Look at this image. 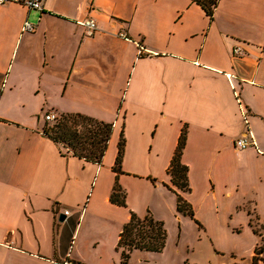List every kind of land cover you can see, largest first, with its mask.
Listing matches in <instances>:
<instances>
[{"label":"crops","instance_id":"0c3cea01","mask_svg":"<svg viewBox=\"0 0 264 264\" xmlns=\"http://www.w3.org/2000/svg\"><path fill=\"white\" fill-rule=\"evenodd\" d=\"M26 21L33 31H21ZM49 113L112 123L101 164L46 137ZM183 128L181 195L198 224L164 186ZM248 130L255 147L237 148ZM121 131L126 207L110 202ZM147 211L164 222L166 246L133 251L128 264H174L171 237L191 234L183 264H253L261 237L249 222L264 223V0H219L212 20L192 0L0 6V264H121L122 227Z\"/></svg>","mask_w":264,"mask_h":264},{"label":"trees","instance_id":"16d2710c","mask_svg":"<svg viewBox=\"0 0 264 264\" xmlns=\"http://www.w3.org/2000/svg\"><path fill=\"white\" fill-rule=\"evenodd\" d=\"M199 5L206 16L213 19L214 11L219 0H192ZM112 123H105L81 114H63L53 124L43 127V134L55 144L61 145L72 156L86 162L101 164L112 135ZM186 142V130L182 129L173 157L167 168L169 185H165L176 195V211L185 215L198 224L194 217L192 206L182 197L181 193L190 192L188 167L181 163V156ZM124 149V138L121 131L117 144V155L113 166L116 174L115 183L110 195V202L117 206L126 207V195L122 190L118 176L122 174L121 162ZM155 183V180L152 181ZM254 220L249 225L253 232L261 237L260 243L254 250L253 264L261 261L264 251V237L258 230ZM239 231V230H237ZM167 242V230L164 222L156 220L149 211L144 216L130 212L129 221L123 225L119 235L116 250L120 253L121 264H128L133 251L161 253Z\"/></svg>","mask_w":264,"mask_h":264},{"label":"built area","instance_id":"2783aa9c","mask_svg":"<svg viewBox=\"0 0 264 264\" xmlns=\"http://www.w3.org/2000/svg\"><path fill=\"white\" fill-rule=\"evenodd\" d=\"M44 2L45 0H0V6L6 5V4H10V3H14V4H19L24 6L25 8H27L28 10H36V11H42L43 10V6H44ZM81 25L85 28V33L87 36H92L94 34V32H96L97 30V23L93 18H87L85 19L83 22H81ZM34 26H32L29 22H24L21 28L22 32H31L33 31ZM120 38L126 39V37L123 34L119 35ZM138 46V56H142L144 55V53L146 52L145 48L142 46V44L140 43H136ZM232 54L234 56H239L242 57L245 55V51L240 48V47H236L233 49ZM239 104V109L242 113V117H243V123L244 125L249 128V116L247 114V112L245 111L244 107L241 105L239 99H238V95H235ZM46 121L48 122H53L57 119L55 114L49 113L45 116ZM247 135L249 136V138L246 137H242L240 139H238L236 141V147L239 149H247L248 147H255V142L252 138V134L251 132L248 130L247 131ZM65 215H68V212H64ZM60 264H76L74 262H71L69 260L64 261Z\"/></svg>","mask_w":264,"mask_h":264},{"label":"rangeland","instance_id":"374dc122","mask_svg":"<svg viewBox=\"0 0 264 264\" xmlns=\"http://www.w3.org/2000/svg\"><path fill=\"white\" fill-rule=\"evenodd\" d=\"M259 223H260V226H262V228H264V223L263 222H259ZM164 226H165V224H164ZM256 227L258 228V230H261L259 228V226H256ZM261 231H263V230H261ZM172 233H173V228H171L170 235ZM261 233L264 234V232H261ZM192 237H193V235L191 234L190 237H188L186 240H183V243L177 244V245H176V243H177L176 242V235L171 237L170 248H171L172 262L174 264H183L184 260H187L189 258V254H190L191 249L188 248V245L192 242ZM167 238H168V232H167Z\"/></svg>","mask_w":264,"mask_h":264},{"label":"water","instance_id":"95a60500","mask_svg":"<svg viewBox=\"0 0 264 264\" xmlns=\"http://www.w3.org/2000/svg\"><path fill=\"white\" fill-rule=\"evenodd\" d=\"M63 218H64L63 216L60 217V221H61V222L63 221Z\"/></svg>","mask_w":264,"mask_h":264}]
</instances>
